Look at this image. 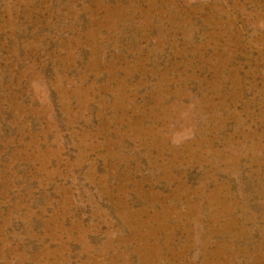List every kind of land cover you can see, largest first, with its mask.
<instances>
[{
    "label": "rangeland",
    "instance_id": "rangeland-1",
    "mask_svg": "<svg viewBox=\"0 0 264 264\" xmlns=\"http://www.w3.org/2000/svg\"><path fill=\"white\" fill-rule=\"evenodd\" d=\"M0 264H264V0H0Z\"/></svg>",
    "mask_w": 264,
    "mask_h": 264
}]
</instances>
